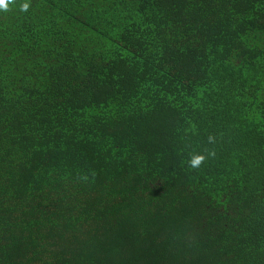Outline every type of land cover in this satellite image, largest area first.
<instances>
[{"label": "trees", "instance_id": "16d2710c", "mask_svg": "<svg viewBox=\"0 0 264 264\" xmlns=\"http://www.w3.org/2000/svg\"><path fill=\"white\" fill-rule=\"evenodd\" d=\"M0 264H264V0L0 10Z\"/></svg>", "mask_w": 264, "mask_h": 264}, {"label": "clouds", "instance_id": "9594fccd", "mask_svg": "<svg viewBox=\"0 0 264 264\" xmlns=\"http://www.w3.org/2000/svg\"><path fill=\"white\" fill-rule=\"evenodd\" d=\"M15 0H0V10L3 11H8L9 10V5L13 4ZM29 7V4L25 3L21 6L22 11H27ZM208 142L211 144H214L216 142L215 136L214 135H209L208 137ZM215 156V150H207V153H193L189 157V166L193 169L198 168L201 164L205 162V160L208 157H214Z\"/></svg>", "mask_w": 264, "mask_h": 264}]
</instances>
